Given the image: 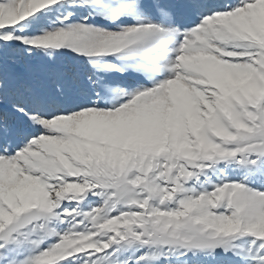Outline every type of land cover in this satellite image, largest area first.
Returning a JSON list of instances; mask_svg holds the SVG:
<instances>
[{"label": "snow or ice", "instance_id": "6c2138e0", "mask_svg": "<svg viewBox=\"0 0 264 264\" xmlns=\"http://www.w3.org/2000/svg\"><path fill=\"white\" fill-rule=\"evenodd\" d=\"M0 264H264V0H0Z\"/></svg>", "mask_w": 264, "mask_h": 264}]
</instances>
